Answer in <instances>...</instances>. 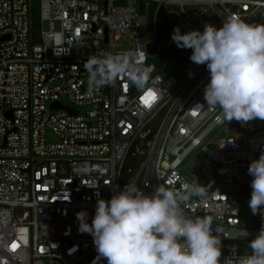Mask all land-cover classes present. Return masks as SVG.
<instances>
[{
	"label": "built area",
	"instance_id": "2783aa9c",
	"mask_svg": "<svg viewBox=\"0 0 264 264\" xmlns=\"http://www.w3.org/2000/svg\"><path fill=\"white\" fill-rule=\"evenodd\" d=\"M160 5L176 19L148 54L153 35L139 38V20L154 27ZM235 16L264 23V0H0V264H107L76 213L86 211L91 224L97 198L107 201L127 183L149 196L158 184L183 192L200 183L205 195H191L183 210L212 218L221 264L251 254L264 216L248 206V165L264 152V120L217 123L221 110L204 101L205 65L175 66L173 51L158 60L161 70L149 59L174 43L176 26L184 33ZM125 35L131 40L118 41ZM129 50L148 54V88L125 78L89 88L90 55ZM149 92L155 99L146 104ZM193 150L204 179L183 171Z\"/></svg>",
	"mask_w": 264,
	"mask_h": 264
},
{
	"label": "clouds",
	"instance_id": "9594fccd",
	"mask_svg": "<svg viewBox=\"0 0 264 264\" xmlns=\"http://www.w3.org/2000/svg\"><path fill=\"white\" fill-rule=\"evenodd\" d=\"M171 38L178 48L191 49V62L207 67L204 101L207 108L221 110L217 123L264 120V23L235 16L219 28L205 23L203 31L181 33L176 26ZM147 55L132 50L90 55L84 62L89 88L114 86L121 78L138 90L148 88L152 70L145 66ZM248 173V206L253 215L264 216V152L249 163ZM206 191L198 182L186 184L183 192L158 184L149 196L127 183L109 200L97 198L91 224L86 211L77 212L79 231L92 236L107 264H221L222 246L212 218H193L183 210L191 195ZM248 248L251 254L237 264H264V225Z\"/></svg>",
	"mask_w": 264,
	"mask_h": 264
},
{
	"label": "rangeland",
	"instance_id": "374dc122",
	"mask_svg": "<svg viewBox=\"0 0 264 264\" xmlns=\"http://www.w3.org/2000/svg\"><path fill=\"white\" fill-rule=\"evenodd\" d=\"M209 18H210V16H208V15L204 17V19H209ZM202 24H203L202 21L194 23L192 25V27L190 29H188L187 31H190V30L203 31ZM43 25H45V23H43ZM215 26L217 28L221 27V25L219 23L215 24ZM139 30L141 31V34L139 35V38L141 40L150 38L154 33L153 25L151 24L146 28L142 19L139 20ZM130 40L131 39L127 35H125L124 37H121L118 41L128 42ZM168 51L169 52L173 51L178 56V58L175 57L173 59V63L175 66L179 67L180 66L179 64L181 62H183V64H189V65L193 63L189 59V56L191 54V49H181V48H178L175 43H173L172 45H170ZM149 59L151 61H154L156 59V55L153 56L152 58H149ZM61 99L63 100L64 103H67V101L64 98H61ZM244 134L247 136L249 133L244 132ZM216 135H224V132L216 133ZM45 137H46V139H50V140L54 139V135H52L48 129L45 130ZM200 156H201L200 151L193 150L184 158L181 165H183L182 168L186 174L194 173L195 175H198V177H201L202 179H204V175L200 172V166H201V163L199 160ZM241 209H242V211H241L242 212V224L248 225L249 217H248V212H247L246 201L241 202Z\"/></svg>",
	"mask_w": 264,
	"mask_h": 264
},
{
	"label": "water",
	"instance_id": "95a60500",
	"mask_svg": "<svg viewBox=\"0 0 264 264\" xmlns=\"http://www.w3.org/2000/svg\"><path fill=\"white\" fill-rule=\"evenodd\" d=\"M176 15L172 12H166L163 6H159L157 11L155 12L154 17V34L153 39L145 44V48L148 54H152L155 51L157 43L159 42L160 38L163 34L172 26L175 22ZM51 107H62L59 105L57 101H52L50 103ZM63 108L67 109L68 111L75 113L74 109L69 107L63 106Z\"/></svg>",
	"mask_w": 264,
	"mask_h": 264
},
{
	"label": "trees",
	"instance_id": "16d2710c",
	"mask_svg": "<svg viewBox=\"0 0 264 264\" xmlns=\"http://www.w3.org/2000/svg\"><path fill=\"white\" fill-rule=\"evenodd\" d=\"M35 14H36V11H35V9L33 8L32 9V16L33 17H35ZM157 55H156V59L153 61L154 63H155V65H156V67L157 68H160V66H159V61L158 60H160L161 58H164V57H168V56H170V54H171V51L169 52L168 51V49H166V48H161V49H159L158 51H157V53H156ZM155 56V55H154ZM153 56H151L150 58H152ZM162 68H160L159 70H161Z\"/></svg>",
	"mask_w": 264,
	"mask_h": 264
},
{
	"label": "snow or ice",
	"instance_id": "6c2138e0",
	"mask_svg": "<svg viewBox=\"0 0 264 264\" xmlns=\"http://www.w3.org/2000/svg\"><path fill=\"white\" fill-rule=\"evenodd\" d=\"M143 99H144L145 103L147 104V103H149L150 100H154L155 99V95H154V93L149 92L147 94V96L144 97ZM13 247H15V245Z\"/></svg>",
	"mask_w": 264,
	"mask_h": 264
}]
</instances>
